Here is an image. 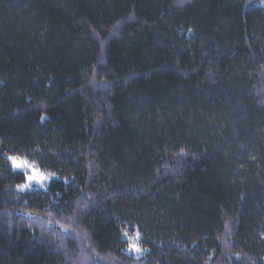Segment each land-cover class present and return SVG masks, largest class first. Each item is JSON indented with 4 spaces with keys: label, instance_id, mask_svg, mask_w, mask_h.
Segmentation results:
<instances>
[{
    "label": "trees",
    "instance_id": "16d2710c",
    "mask_svg": "<svg viewBox=\"0 0 264 264\" xmlns=\"http://www.w3.org/2000/svg\"><path fill=\"white\" fill-rule=\"evenodd\" d=\"M0 264H264V7L0 0Z\"/></svg>",
    "mask_w": 264,
    "mask_h": 264
},
{
    "label": "snow or ice",
    "instance_id": "6c2138e0",
    "mask_svg": "<svg viewBox=\"0 0 264 264\" xmlns=\"http://www.w3.org/2000/svg\"><path fill=\"white\" fill-rule=\"evenodd\" d=\"M7 160L11 162V166L14 170H25L24 176L26 182L18 185L21 190L28 189L33 183L43 187L44 182L49 180L50 177L55 176V173L41 171L36 166L35 162H30L28 159L16 155H8ZM123 235L128 239V250L136 253L147 251V249L141 248L138 241L140 239V232L136 231L133 234H129L127 229L122 230Z\"/></svg>",
    "mask_w": 264,
    "mask_h": 264
},
{
    "label": "rangeland",
    "instance_id": "374dc122",
    "mask_svg": "<svg viewBox=\"0 0 264 264\" xmlns=\"http://www.w3.org/2000/svg\"><path fill=\"white\" fill-rule=\"evenodd\" d=\"M248 4H249V5H258V6H262V7H264V0H248ZM23 158H24V157H23ZM9 162H10V161H9ZM30 162H31V161H30ZM10 164H11V162H10ZM12 169H13V168H12ZM13 170H14V169H13ZM15 171H21V172L24 173L25 170H15ZM55 177H56V176H52V177L49 178V180L45 181L43 187H41V186L38 185V184L33 183V184L31 185V187H29L28 189H23V190H21V189L18 188V191H20V192H25V191H28V190L34 188V187H37V188L43 189V188H45V186L50 182V180H51V179H54ZM25 182H26V180H25ZM25 182H24V183H25ZM124 238H125V240L127 241V244H128V239H127V237L124 236ZM138 243H139V241H138ZM126 252H127L128 255H131V256H133V257H135V258H139V257H141V256L144 255V252L136 253V252H134V251H129V250H128V246H127Z\"/></svg>",
    "mask_w": 264,
    "mask_h": 264
}]
</instances>
